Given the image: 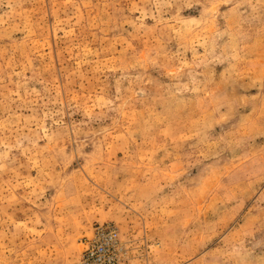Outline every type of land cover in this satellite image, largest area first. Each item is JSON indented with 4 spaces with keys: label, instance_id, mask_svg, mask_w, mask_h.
Returning a JSON list of instances; mask_svg holds the SVG:
<instances>
[{
    "label": "rangeland",
    "instance_id": "rangeland-1",
    "mask_svg": "<svg viewBox=\"0 0 264 264\" xmlns=\"http://www.w3.org/2000/svg\"><path fill=\"white\" fill-rule=\"evenodd\" d=\"M264 264V0H0V264Z\"/></svg>",
    "mask_w": 264,
    "mask_h": 264
},
{
    "label": "built area",
    "instance_id": "built-area-1",
    "mask_svg": "<svg viewBox=\"0 0 264 264\" xmlns=\"http://www.w3.org/2000/svg\"><path fill=\"white\" fill-rule=\"evenodd\" d=\"M80 245L76 264H130L127 243L115 225L93 227L88 235L81 237Z\"/></svg>",
    "mask_w": 264,
    "mask_h": 264
}]
</instances>
